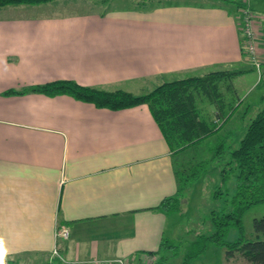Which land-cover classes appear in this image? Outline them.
Listing matches in <instances>:
<instances>
[{
    "label": "crops",
    "instance_id": "crops-1",
    "mask_svg": "<svg viewBox=\"0 0 264 264\" xmlns=\"http://www.w3.org/2000/svg\"><path fill=\"white\" fill-rule=\"evenodd\" d=\"M108 1L0 6V259L12 264H152L146 254L177 212L155 206L176 193L175 163L194 148L174 152L146 103L97 107L30 85L68 78L141 93L213 69L255 70L237 24L243 0ZM244 1L255 17L263 9ZM77 3L87 10L73 11Z\"/></svg>",
    "mask_w": 264,
    "mask_h": 264
},
{
    "label": "trees",
    "instance_id": "trees-1",
    "mask_svg": "<svg viewBox=\"0 0 264 264\" xmlns=\"http://www.w3.org/2000/svg\"><path fill=\"white\" fill-rule=\"evenodd\" d=\"M48 1L51 0H0V6ZM143 3V0L135 2L136 6ZM242 3L237 1V10ZM244 70L213 69L203 74L165 80L141 93H133L123 88L109 89L85 85L68 78L32 84L26 90L48 95L68 94L76 99L91 102L97 107L111 109L146 103L170 148L174 152L182 153L218 133L231 118L240 101L227 111L220 81L234 77ZM7 92L14 90L9 89ZM204 100L216 103V109L213 111L216 119L212 111L207 113L208 108L204 107ZM223 140L219 138L215 143L216 149L211 158L221 157L224 151ZM229 152L237 179L235 191L229 198L230 207L210 211L209 218L214 229L210 233H199L190 241L183 253L182 264H191V259L206 249L208 241L225 246L227 257L239 252L250 263L264 264V238H245L242 221L243 213L249 207L264 202V107L250 120L238 146ZM209 160L204 158L193 162L184 159L176 162L177 191L165 196L155 208L167 212L181 210L185 190L206 170ZM231 227H235L239 233L235 240L226 238ZM253 230L264 234V215L253 218ZM172 239L163 237L157 249L148 251L158 255L152 264H169L170 257L178 253ZM165 245L171 246L173 252H165Z\"/></svg>",
    "mask_w": 264,
    "mask_h": 264
},
{
    "label": "rangeland",
    "instance_id": "rangeland-1",
    "mask_svg": "<svg viewBox=\"0 0 264 264\" xmlns=\"http://www.w3.org/2000/svg\"><path fill=\"white\" fill-rule=\"evenodd\" d=\"M137 1L139 0H109L107 4L109 8H117L131 6L132 3L136 6L135 2ZM143 2H145L143 3L144 5H149L156 3L163 4L164 2L176 4L186 2L209 3L210 0H143ZM72 5L71 9L74 8L73 11L87 10V6L84 3ZM103 6L105 8L106 4H99L98 8H103ZM258 6L263 9H259L261 11L258 12L256 18L264 32V0H259ZM257 52H259L258 49ZM256 81L259 82L256 70L220 81L221 89L224 92L226 110L228 111L230 107L240 101L238 108H236L237 111L218 133L210 136L185 153V160L188 161L194 162L204 158L210 160L206 170L185 190L181 210L169 217L167 234H169V238H173V244L178 249V253L168 260L169 264H182L183 253L190 241L197 234L210 233L214 229L209 218L212 209H227L230 207L229 198L235 191L237 179L236 170L232 167L234 162L230 161L229 150L238 146L240 138L244 134L250 120L256 115L258 110L264 107V80L259 84ZM260 94L263 95L262 98H260ZM203 102L205 104L204 107L208 108L206 109L207 113H212L216 109L215 102L213 103L208 100H204ZM214 117L216 119L215 115ZM219 138L224 139V151L220 158H211L214 149H216L214 147L215 143ZM262 215H264V202L252 205L243 213L242 221L245 238H264V234L256 233L253 230V218ZM176 227H178L177 234L170 232ZM238 234V230L235 227H231L227 232L226 238L228 240H235ZM167 243L170 244V241ZM164 250L165 252L169 250L168 253H170L173 249H171V246L165 245ZM190 263L254 264L248 262L239 252H235L233 256L227 257L226 247L216 245L212 241H208L203 253L193 257Z\"/></svg>",
    "mask_w": 264,
    "mask_h": 264
},
{
    "label": "built area",
    "instance_id": "built-area-1",
    "mask_svg": "<svg viewBox=\"0 0 264 264\" xmlns=\"http://www.w3.org/2000/svg\"><path fill=\"white\" fill-rule=\"evenodd\" d=\"M256 17L252 9L249 7L247 3L243 0V3L238 8V29L242 35V50L243 53L249 58L253 68L258 73V80L264 78V59L261 57L259 52H257L258 44H257V21ZM259 27V26H258ZM68 228L67 227H59L56 232L57 236H68ZM53 253L63 257L59 254L58 248L55 246L53 248ZM157 256L154 253H147L146 259L148 262H153L156 260ZM118 264H131V258L129 257H116L114 259ZM2 264H12L11 260L8 257H3L0 259Z\"/></svg>",
    "mask_w": 264,
    "mask_h": 264
},
{
    "label": "clouds",
    "instance_id": "clouds-1",
    "mask_svg": "<svg viewBox=\"0 0 264 264\" xmlns=\"http://www.w3.org/2000/svg\"><path fill=\"white\" fill-rule=\"evenodd\" d=\"M0 264H2V262H0Z\"/></svg>",
    "mask_w": 264,
    "mask_h": 264
}]
</instances>
